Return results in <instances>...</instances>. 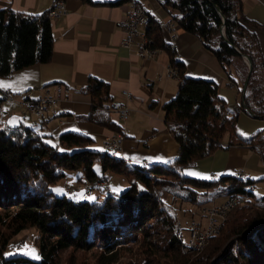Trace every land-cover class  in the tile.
<instances>
[{
  "label": "trees",
  "instance_id": "16d2710c",
  "mask_svg": "<svg viewBox=\"0 0 264 264\" xmlns=\"http://www.w3.org/2000/svg\"><path fill=\"white\" fill-rule=\"evenodd\" d=\"M154 1L214 56L237 88L240 110L264 120V56L256 35L262 28L242 16L239 0ZM116 4L119 1L110 5ZM48 12H0V78L50 62L53 38ZM149 20L146 35L151 48L168 53L170 67L179 78L176 96L161 106L164 125L185 135L177 160L170 166L151 163L128 168L122 158L90 149L92 138L70 132L59 134L58 147L50 146L31 126L11 124L1 110L4 99H0V264H58L70 249L88 252L95 248L99 250L96 264H124L119 262L120 253H131L126 245L132 242L140 245L141 264H264V197L257 198L252 191L255 181L237 174L208 180L182 174L183 169L219 150H256L257 145L261 150L264 136L257 132L242 137L237 114L228 111L218 85L187 77L176 50L164 43L160 23L152 17ZM243 57L252 66L245 92L249 68ZM81 93L90 98L86 120L119 133L110 119L114 108L109 86L90 78ZM96 162L103 177L93 170ZM76 170L83 173L77 183L107 184L104 175L108 172L122 175L130 183L122 193L109 194L100 202L56 196L51 187L66 172ZM262 181L264 177L257 180ZM223 196H239L244 204L228 212L219 233L202 250L184 255L183 229L176 226L175 206L179 205L185 217L191 211L183 209L184 205L196 208L200 215L202 208ZM27 229L38 232L39 259L6 256L12 237Z\"/></svg>",
  "mask_w": 264,
  "mask_h": 264
},
{
  "label": "crops",
  "instance_id": "0c3cea01",
  "mask_svg": "<svg viewBox=\"0 0 264 264\" xmlns=\"http://www.w3.org/2000/svg\"><path fill=\"white\" fill-rule=\"evenodd\" d=\"M52 1L0 0V12L40 14L50 9ZM118 1L119 4L110 5ZM261 1L239 0L238 10L247 20L261 26L262 30H257L256 35L264 56V6ZM134 2L141 5L148 17L160 23L162 39L176 50L186 76L216 83L220 98L226 102L230 114H237L238 120L241 103L232 104L234 96L240 97L237 88L231 85L217 60L200 41L182 31L154 0H65V14L50 20L53 38L50 62L31 65L7 78H0V99L5 92L16 95L23 91L39 99L47 93L55 95V85H67L71 92L67 99L59 95L57 116L38 120V124L59 134L70 132L92 138L102 147L107 138L116 134L86 120L90 98L81 93L90 78L97 79L109 86L114 109L126 106L129 110L125 119L114 110L110 112L111 121L123 136L113 155L133 166L151 163L170 166L181 152L185 135L181 130L164 125L161 106L176 96L179 78L166 76L171 67L165 51L159 50L153 57L146 58L137 56L134 48L122 46L125 34L121 23ZM167 24H174L173 33L165 30ZM124 94H129L131 99L127 100ZM22 109L6 102L1 105L11 124L22 122L34 129L36 119ZM248 129L252 130L251 125ZM259 164L253 149L230 147L183 169L182 174L203 180L233 174L243 176L245 171L263 172Z\"/></svg>",
  "mask_w": 264,
  "mask_h": 264
},
{
  "label": "rangeland",
  "instance_id": "374dc122",
  "mask_svg": "<svg viewBox=\"0 0 264 264\" xmlns=\"http://www.w3.org/2000/svg\"><path fill=\"white\" fill-rule=\"evenodd\" d=\"M244 62H246L245 59H244ZM236 64H237L238 68H241L242 65L240 62H237ZM246 64H247V62H246ZM235 101H237V103H241L240 97L234 96V99H232V104L235 105ZM3 107L5 108V106H3ZM238 120H239V122H238ZM238 120H237V130L242 135V137L250 138L252 135H254L257 132H261V135L264 136V120H260V119H258V117H252V116L246 115V113H244L243 111H241L239 113ZM26 121H28V119H26ZM35 121H37V123L34 126V130L36 131V133L38 135L43 137V141L50 146L58 147L59 146L58 145L59 133H56L53 130H50L46 126H42V125L38 124V120H35ZM249 125H251L252 130L248 129ZM236 148H238V147H236ZM90 149L97 150V151H104L102 149L99 141L98 142L95 141L92 144V146L90 147ZM253 150L255 151V154L258 156V158L260 160L259 167L264 169V163H263V159H262V158H264V147L261 150H259V149H256V150L253 149ZM106 152H108V151H106ZM108 153L111 154L110 152H108ZM127 167L132 168L133 165L127 164ZM93 170L96 174L103 177L99 163L96 162L94 164ZM82 176H83V173L81 170L66 172V176L64 178L60 179L54 186L51 187V191L56 196L65 195L67 198L75 200V201H87V202H96L97 201V202H100L105 197H107L109 194H120V193H122L123 191H125L128 188L129 183H130L122 175H119V174H116L113 172H108L104 175L105 180L107 181V185H103L105 182H102V183L97 182L95 184L77 183L78 178L82 177ZM241 177H243V179H251V180L255 181V185L252 186V191L254 192V194L257 198L264 197V181L257 182V180L264 177V171L263 172H256V170L250 171V172L245 171L243 173V176H241ZM81 185H87V186L91 185L92 190L89 193H87L84 191H76L74 189L75 187L81 186ZM68 187L74 189L71 194L65 193L66 188H68ZM54 190H59V191H54ZM229 198L230 197H228L227 200H229ZM210 199H211V196H210ZM225 200H226V197H224V196L223 197H217V198L213 199L212 203L217 205V204H219ZM185 208H187L189 211H191V213H187L188 214L187 217L183 216V210L179 211V205L175 206V209H176L175 212L178 216L177 220L179 223H181V225L176 224V226L178 229L179 228L183 229V245H182L183 248H185L184 246H186L185 241L187 240L186 230H187L188 223L191 220H200L201 219V216L197 213L196 208H193L190 205H184L183 209H185ZM192 213H193V216H192ZM180 214L182 215V217L180 216ZM224 223H222L220 226L222 227L224 225ZM221 227H220V229H221ZM220 229H219V231H220ZM219 231H218V233H219ZM217 234H215V235H217ZM255 242L257 244H260L259 241L256 240V238H255ZM37 243H38V232L34 229H27V230L19 233L18 235L12 237V239L10 240V243H9L10 245H8V248L6 251V256H9L11 254H18V255H22V256H25L29 259L34 260L31 256L23 254V250H24V246L26 245L28 247V249H34L35 252L37 253L38 252ZM205 243H207V241ZM205 245L206 244H204L203 247ZM126 246H128V248H130L132 252L131 253H128L127 251L121 252L119 262L124 263V264H141L143 261V256L141 255L142 251L140 250L139 243L132 242ZM183 248H182V253L184 255H190L192 253H195V252H191V251H193V249L192 250L185 249L186 250L185 251ZM202 248L198 249L197 251L202 250ZM188 252H190V253H188ZM98 253H99V250L96 248L91 250V251H88V252L80 251L77 249L76 250L70 249L61 255V259H60V262L58 264H96V255ZM197 253H199V252H197Z\"/></svg>",
  "mask_w": 264,
  "mask_h": 264
},
{
  "label": "built area",
  "instance_id": "2783aa9c",
  "mask_svg": "<svg viewBox=\"0 0 264 264\" xmlns=\"http://www.w3.org/2000/svg\"><path fill=\"white\" fill-rule=\"evenodd\" d=\"M260 3L264 6V0H262ZM48 11V17L50 20L64 15L66 12L64 1L53 0ZM148 26L147 15L142 9L141 5L137 2L132 3L126 18L121 23V27L125 34V37L122 41V46L126 49L134 48L136 55L139 57L150 58L157 54L158 49L156 48H151L150 46V51H142L140 47V27ZM173 28L174 24H167L165 30L169 33H173ZM149 41L151 44V40ZM166 76L168 78L176 77L177 72L170 68ZM54 89L55 95L47 93L39 99H33L32 94L29 91H23L16 95L11 92H5L3 99L4 102L8 104L19 105L34 119L43 120L45 118L57 116L60 111L59 95L62 94L63 99H67V96L71 92L70 87L63 84L55 85ZM124 95L127 100L131 99L129 94ZM114 111L117 112L121 119H125L129 110L126 106H119L118 108H115ZM249 116L256 117L252 114ZM122 141V133H117L115 136L107 138L102 147L105 149L118 150ZM256 148L259 149V145H257ZM74 189L76 191H84L89 193L92 190V186L81 185L75 187ZM74 189L68 187L66 188V192L72 193ZM243 204L244 200H240L239 198L234 200H227L226 198V200L220 205L212 203L211 205L202 208L200 210L201 219L191 220L187 225V240L185 241L187 247H192L193 251H197V247L203 245L211 235L217 232L219 226L226 221L228 212L234 209L236 206ZM177 225H181V223L178 222Z\"/></svg>",
  "mask_w": 264,
  "mask_h": 264
},
{
  "label": "bare ground",
  "instance_id": "6f19581e",
  "mask_svg": "<svg viewBox=\"0 0 264 264\" xmlns=\"http://www.w3.org/2000/svg\"><path fill=\"white\" fill-rule=\"evenodd\" d=\"M149 22H150V20H149V17L147 16V25H149ZM146 29H147V27H140V32H139L140 47H141V50H142V51H150V41H149V38H148L147 35H146ZM172 70H174V69H172ZM174 71H175V70H174ZM104 150L110 152L111 154H113V151H116V150L105 149V148H104ZM104 184H106V183H104ZM65 193H66V194H71V193H68V192H65ZM237 198H239L240 200H243V198H241V197H239V196H237V197H230L229 200H234V199H237ZM220 227H221V226H220ZM220 227L218 228L217 232H215V233H214L213 235H211L210 237L215 236V234L218 233ZM208 239H209V238H208ZM208 239H207V241H208ZM205 242H206V241H205ZM182 244H183V243H182ZM204 244H206V243H204ZM204 244H203V245H204ZM203 245L198 246V247H197V250L200 249V248H202ZM184 247H185V248L182 247L184 250H185V249H187V250H192V249H193L192 247H187V245L184 246ZM185 251H186V250H185Z\"/></svg>",
  "mask_w": 264,
  "mask_h": 264
},
{
  "label": "snow or ice",
  "instance_id": "6c2138e0",
  "mask_svg": "<svg viewBox=\"0 0 264 264\" xmlns=\"http://www.w3.org/2000/svg\"><path fill=\"white\" fill-rule=\"evenodd\" d=\"M11 123V122H10ZM54 191H59V190H54ZM23 254L31 256L33 259H39L38 254L35 252L34 249H28V247L25 245Z\"/></svg>",
  "mask_w": 264,
  "mask_h": 264
},
{
  "label": "water",
  "instance_id": "95a60500",
  "mask_svg": "<svg viewBox=\"0 0 264 264\" xmlns=\"http://www.w3.org/2000/svg\"><path fill=\"white\" fill-rule=\"evenodd\" d=\"M243 58L246 60V62H247V66H248V68H249V71H248L247 77H246V79H245V81H244V84H243V92H245L246 87H247V84H248V80H249V78H250V74H251L252 66H251V62H250L246 57H243Z\"/></svg>",
  "mask_w": 264,
  "mask_h": 264
}]
</instances>
